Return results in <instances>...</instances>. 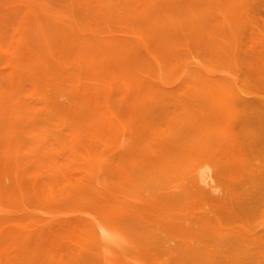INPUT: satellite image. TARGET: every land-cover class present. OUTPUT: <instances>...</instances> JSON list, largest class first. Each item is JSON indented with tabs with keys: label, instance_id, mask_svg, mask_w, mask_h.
Returning <instances> with one entry per match:
<instances>
[{
	"label": "rangeland",
	"instance_id": "374dc122",
	"mask_svg": "<svg viewBox=\"0 0 264 264\" xmlns=\"http://www.w3.org/2000/svg\"><path fill=\"white\" fill-rule=\"evenodd\" d=\"M87 6L86 0H0V264H74L79 232L88 226L78 222L91 208L63 195L65 181L82 176L85 157L104 148L112 154L107 166L117 178L130 158L160 155L152 141L175 131L168 119L171 109L161 110L160 104L161 109L157 105L146 112L140 105L145 97H182L208 78L226 82L236 94L246 91L242 97L264 99L254 94L259 91L256 82L244 80L264 34V0H113L107 21L84 13ZM75 22L95 25L105 50L112 44V129L61 128L46 121L45 105L67 112L74 121L82 108L102 105V94L83 84L91 71L76 65L78 49L68 42ZM43 35L49 48L41 45ZM17 108L26 109L27 118ZM7 114L15 123H25L15 128L18 136L12 135ZM29 159L32 165L21 168L30 172H10L16 162ZM55 167L61 172H45ZM16 173H25L21 185L14 181ZM38 174L43 181L36 184ZM259 208L240 214L235 224L242 231L252 227V235L262 237L264 208L262 214ZM193 211L196 218L203 208L195 205ZM239 219H246V225ZM225 259L207 263L231 264Z\"/></svg>",
	"mask_w": 264,
	"mask_h": 264
},
{
	"label": "bare ground",
	"instance_id": "6f19581e",
	"mask_svg": "<svg viewBox=\"0 0 264 264\" xmlns=\"http://www.w3.org/2000/svg\"><path fill=\"white\" fill-rule=\"evenodd\" d=\"M86 1L84 13L105 21L112 18L113 0ZM73 21L70 16L69 24ZM94 26L70 25L72 37L68 42L78 49L76 65L91 71L83 84L102 94L101 108L81 107L74 121L67 112L45 105L43 111L50 125L112 129V44L105 50L96 39ZM259 42L260 49L247 63L244 80L256 82L259 91L254 94L264 98V34ZM49 44L43 35L42 47L49 48ZM193 87L182 97L166 100L165 96H147L140 101L149 113L160 104L161 110L171 109L168 119L175 131L161 141H152L160 155L147 159L136 155L127 160L125 171L113 178L107 166L112 165V154L104 148L96 156L85 157L87 166L82 176L65 181L63 195L91 208L87 218L78 222L88 226L79 232L74 264H205L203 260L211 264L218 257L231 260V264L264 262V254L260 257L264 236L252 235L253 228L248 226L249 231H242L235 224L237 218L249 211L254 214L251 210L264 205V99L242 97L247 96L246 91L236 94L226 82L208 78ZM16 111L27 118L26 109ZM9 121L15 133L12 135L18 136L15 128L25 123ZM31 165L30 159L16 162L10 172H30L26 168ZM45 172L53 174L61 169L48 168ZM24 175L16 173L17 185L24 182ZM40 181L43 179L38 174L35 182ZM195 205L203 208L200 216H194L197 219L192 217ZM247 218L252 222L250 216ZM240 219L244 226L246 219Z\"/></svg>",
	"mask_w": 264,
	"mask_h": 264
}]
</instances>
